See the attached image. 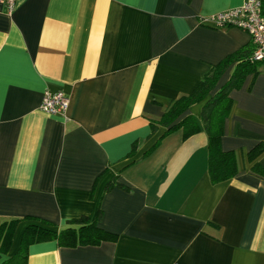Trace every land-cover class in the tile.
Instances as JSON below:
<instances>
[{
	"label": "crops",
	"instance_id": "crops-1",
	"mask_svg": "<svg viewBox=\"0 0 264 264\" xmlns=\"http://www.w3.org/2000/svg\"><path fill=\"white\" fill-rule=\"evenodd\" d=\"M243 2L18 0L11 14L0 3V223L22 220L3 259L39 225L26 218L59 230L101 207L115 243H38L27 264H264V178L251 172L264 153L248 159L264 142V71L230 93L221 148L236 154L234 178L211 184L203 131L144 155L158 137L149 122L251 41L206 21ZM45 92L69 97L65 116L39 110ZM116 175L126 189L106 193Z\"/></svg>",
	"mask_w": 264,
	"mask_h": 264
},
{
	"label": "trees",
	"instance_id": "trees-1",
	"mask_svg": "<svg viewBox=\"0 0 264 264\" xmlns=\"http://www.w3.org/2000/svg\"><path fill=\"white\" fill-rule=\"evenodd\" d=\"M260 13L264 18V0H260ZM255 44L251 40L236 52L225 57L217 65L212 66L196 88L189 95L173 100L165 109L162 117L149 122L151 136L157 135L153 146L144 155H149L155 150L162 139L167 135L179 131L183 139H187L200 131L205 132L208 140V174L212 185L234 178L239 170L237 157L234 151H223L221 140L224 134L225 120L232 107L230 93L239 89L246 76L256 74L264 67V60L255 61L253 54ZM232 67L227 81L213 93L220 78ZM202 103L200 118L197 120L189 114V109ZM160 133V134H159ZM159 134V135H158ZM136 150V143L132 145L127 158H132ZM264 153V142L257 144L248 154L249 161H255ZM251 172L264 178V168L254 163ZM116 175L106 186L105 192H110L118 187L126 189L120 184ZM103 216L101 207H98L93 217L82 216L68 220L65 227L54 229V224L46 220L26 218L39 223L28 225L23 231L17 251L10 257L8 255L15 229L19 219L5 220L0 223V264H27L28 250L31 245L55 242L58 247L77 248L86 246H100L103 243H115L118 236L108 232L100 226Z\"/></svg>",
	"mask_w": 264,
	"mask_h": 264
},
{
	"label": "built area",
	"instance_id": "built-area-1",
	"mask_svg": "<svg viewBox=\"0 0 264 264\" xmlns=\"http://www.w3.org/2000/svg\"><path fill=\"white\" fill-rule=\"evenodd\" d=\"M17 2L18 0H0L8 14L14 11ZM206 21L218 28L233 26L247 32L256 47L253 59L264 60V18L260 13V0H244L239 8L220 12ZM261 70L264 71V67ZM69 103V97L63 92H45L39 110L46 115L65 116Z\"/></svg>",
	"mask_w": 264,
	"mask_h": 264
}]
</instances>
